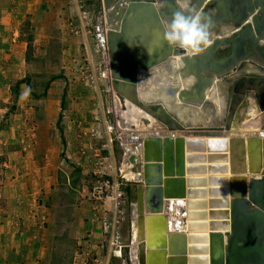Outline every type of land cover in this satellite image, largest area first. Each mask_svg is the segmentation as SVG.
<instances>
[{
  "label": "water",
  "instance_id": "1",
  "mask_svg": "<svg viewBox=\"0 0 264 264\" xmlns=\"http://www.w3.org/2000/svg\"><path fill=\"white\" fill-rule=\"evenodd\" d=\"M102 3L105 21L98 40L110 57L119 125L165 132H141L124 159L136 174L139 239L148 233L139 264H264V134L227 138L209 132L239 128L250 106L264 111V0H192V7L215 22L211 44L195 56L164 38L163 21L177 10V0H165L164 7H158L159 0ZM177 56L184 64L179 70L173 67ZM163 80L172 82L163 85ZM192 121L199 129L184 136ZM196 151L200 159L209 153L212 161H230L228 167L211 169L231 171L229 179L210 181L219 185L211 196L225 199H194L206 195L198 189L205 179L187 175L202 171L193 167ZM177 197L187 199V208L209 203L210 216L223 218L211 223L210 235H202L205 243L196 242L199 235L167 234L166 217L157 213L165 200ZM218 205L226 207L222 213L212 209Z\"/></svg>",
  "mask_w": 264,
  "mask_h": 264
},
{
  "label": "rangeland",
  "instance_id": "2",
  "mask_svg": "<svg viewBox=\"0 0 264 264\" xmlns=\"http://www.w3.org/2000/svg\"><path fill=\"white\" fill-rule=\"evenodd\" d=\"M25 1L0 0V51L3 52L0 54V107L7 112L6 118H19L25 123L24 130L41 131L48 126L49 138L54 139L56 147L50 149L45 145L40 153L37 151L36 165L46 171V188L50 190L47 194L49 199L41 198V205L44 206L42 215L44 220L55 219L51 262L80 264V258L84 259L86 254L91 256L98 250L106 249L101 241L96 242L95 231L101 230L96 211L90 200L81 196L84 184L93 182L90 176V173L93 176L92 170L83 172L81 166L85 165L86 169L93 165L94 155L86 152L87 148L92 151L90 130L94 125L102 127V111L96 91L85 82L83 75L89 66L87 50L86 53L85 48L82 50L83 43H86L89 53H95L97 44L92 37L95 27H89L92 35L87 37L77 33L81 25L74 0H34L35 7L31 13L24 18L21 16L18 24L9 23L8 18L15 16V10L26 11ZM90 7L92 17H97L95 22H99L105 15L102 0H94V5ZM11 45L14 48L21 45L14 49L21 54L14 56ZM30 46L32 49H29ZM51 108L54 113H51ZM62 112V120L58 123ZM85 115H90L87 120ZM73 118L80 120L81 125L86 120L85 126H79L76 134L80 147L78 153L84 162L68 159L66 155V139L71 129L68 123ZM245 118L246 115L241 121ZM2 127L0 124V130ZM67 174L71 176L70 184ZM135 190L136 186L129 195V216L124 225V236L129 245L134 228ZM82 231L83 234L80 233ZM129 251H126L127 257ZM114 264L121 262L114 261Z\"/></svg>",
  "mask_w": 264,
  "mask_h": 264
},
{
  "label": "crops",
  "instance_id": "3",
  "mask_svg": "<svg viewBox=\"0 0 264 264\" xmlns=\"http://www.w3.org/2000/svg\"><path fill=\"white\" fill-rule=\"evenodd\" d=\"M32 1V2H31ZM34 0H27L25 12L20 11L18 8L13 13L15 14L13 20L8 18L9 23H19L21 16L23 18L27 13H31L34 6ZM85 10L87 11L88 19H79L80 25H87L88 27L96 25L98 21L95 22V16L92 17V7L94 5V0H82ZM11 20V22H10ZM6 23V22H5ZM95 25H92V24ZM95 28L93 30L96 33ZM95 43L97 44L96 34L92 36ZM4 43V42H3ZM22 43V42H21ZM84 47L82 50L85 53L87 50L86 43L84 42ZM21 46V45H19ZM15 46V48L19 47ZM14 51V46L11 45ZM97 47V45H96ZM12 52L14 56L20 55L21 52ZM93 56L96 61L100 63L102 61V53L99 51H94ZM99 52V53H98ZM3 53L0 51V54ZM92 53V52H91ZM104 54V52H103ZM105 83V81H104ZM105 84L102 86V92H98L95 88L96 99L99 104V108L103 111V107L107 108L110 106V94L105 90ZM85 108V106H84ZM64 108H61V110ZM51 113H54V109H50ZM5 109L0 107V124L3 126L0 130V264H52L51 260L53 258V248L54 236L52 225L55 219L44 220L42 215L44 212V206L41 205V198H50L47 195L50 190L46 188L45 172L43 167L36 165L37 151L40 153L44 146L46 145L50 149H55L56 145L54 139L49 138L48 126L45 130L41 131H28L26 128L24 130V124L18 118H6ZM62 113L58 117V123L62 120ZM19 116V115H16ZM54 117V115H52ZM90 115H85L86 120ZM85 120V121H86ZM73 118L72 121L68 123L71 128L69 134L67 135L66 145L67 158H74L78 162H84L83 157L79 156V148L77 142V132H79V126H85L86 122ZM80 122V124H78ZM54 130V129H53ZM91 145L95 147L101 146L103 140H98L92 138ZM44 152V151H43ZM54 152V151H53ZM87 153H92L90 148H87ZM115 153L118 162H120L123 150L120 143H115ZM87 172L92 170L93 165L90 168H85V165H81ZM79 168V167H77ZM72 172V171H70ZM91 172V171H90ZM67 182L71 183V176L67 174ZM93 182L90 184H84L83 192L81 194L86 200L88 199V191L93 185L94 178L90 173ZM72 186V185H71ZM68 190V188H66ZM127 195L132 193L134 190L133 184H128L125 187ZM87 201V202H88ZM68 213V212H67ZM66 214V212H65ZM101 229V226H100ZM96 242L101 241L102 247L106 248L103 241L102 229H97L96 231ZM83 234V231L80 232ZM52 239V240H50ZM106 249L98 250L92 253L90 258L95 255L104 254ZM94 252V251H93ZM83 261V258H80ZM117 262L119 260H113Z\"/></svg>",
  "mask_w": 264,
  "mask_h": 264
},
{
  "label": "built area",
  "instance_id": "4",
  "mask_svg": "<svg viewBox=\"0 0 264 264\" xmlns=\"http://www.w3.org/2000/svg\"><path fill=\"white\" fill-rule=\"evenodd\" d=\"M74 1L79 10V19L81 18L83 21L87 20L88 13L84 8L82 0ZM104 20L105 15L99 19L95 28L98 42L96 51L102 53V61L98 63L93 53H89V49L87 48L88 56L86 60L89 66L83 75L85 82L99 93L102 92V86L106 83L105 90L110 94V106L107 108L103 107L102 111V127L94 125L90 130L93 138L103 140V142L99 147L91 146L94 155L92 174L95 182L88 193V199L96 211L95 213L102 229L106 251L104 254L95 255L92 258H90L89 254H86V257L80 264H113L114 259L119 260L121 264H133L135 253L133 246L136 243L133 238L134 228L131 245L127 244L124 236V225L129 216V197L125 187L128 184H133L136 180V174L132 171L131 165L129 166L124 163V159L129 157L131 150L134 148L133 146L137 145L136 137L141 132L135 133L134 130L123 129L118 122L115 91L110 75V57L105 46L98 40L100 24H103ZM78 27L77 33H82L86 37L88 34L92 35V31L89 30L87 25ZM117 142L120 143L123 150L120 162H118L115 153V143ZM126 172L130 174L127 175ZM177 201L167 199L164 203V213L171 229L174 230L187 223V199L186 203L179 204ZM127 249H130L128 257Z\"/></svg>",
  "mask_w": 264,
  "mask_h": 264
},
{
  "label": "bare ground",
  "instance_id": "5",
  "mask_svg": "<svg viewBox=\"0 0 264 264\" xmlns=\"http://www.w3.org/2000/svg\"><path fill=\"white\" fill-rule=\"evenodd\" d=\"M105 13V12H104ZM172 81L171 80H163L162 84L163 85H167L170 84ZM245 115L247 116V118H245L243 121H241V123L239 124V128H231L229 131L223 130V131H217V130H213V131H209L212 133L211 136H217V134H220L221 136H226L227 138L230 137H235V136H240V137H245V138H249L252 136H256L257 134H264V111L263 112H257L256 107L254 106H250V108L246 111ZM244 115V116H245ZM243 116V117H244ZM243 117H241L240 119H243ZM193 124L191 127H189L190 129H186L184 130L185 134L184 136H190L191 133L197 131V129H199V127L195 124V121H192ZM135 133L137 132H146V133H151L152 135L158 134V135H163L165 132L162 131H141V130H134ZM201 132V131H200ZM167 133V132H166ZM178 133H181L180 131ZM177 133V134H178ZM199 133V132H198ZM140 134V133H139ZM169 134H172V132H169ZM194 136L198 139L202 138L205 139V141L212 139L213 137H209L210 135L206 134V135H201V134H195V135H191ZM136 137V136H135ZM137 138V137H136ZM198 146V145H197ZM197 148V147H196ZM198 149V148H197ZM195 154L197 155L196 157L198 158L195 162H193V167H198L199 169H202L201 172L199 173H187L188 177L190 178H199L202 177L203 179H205L206 181V185L204 187H199L198 189H201L200 191H206V195L203 196V194H197L196 197L194 199L196 200H202V199H206L208 202L210 201V199L213 198H219V199H225L224 196H219V195H212L211 196V190L213 191V189H217L219 185H215L216 183H210L211 180L215 181L221 178H225L227 177L228 179L230 177H232L231 175V171L227 170V172L224 171H215V170H211L214 168H219L222 165H230V161H225V160H221V159H217V160H210V154L206 153V160L204 159H200L201 156V151H196ZM223 155V154H220ZM189 165V163H188ZM127 175H129L126 172ZM250 176V175H248ZM254 177H258L256 175H253ZM211 178H215V179H211ZM221 187V186H220ZM226 188H229V183H227L225 185ZM203 189V190H202ZM201 193V192H200ZM172 200H175L177 202H179V204L181 203H186V199H182V198H170ZM227 199H230V197H228ZM134 205V209H135V217H134V232H133V238L136 241V249H135V253H134V257H133V264H139V253L141 251V248H143L144 245H146L147 239L146 236L148 237V233L146 231L145 233V239L144 240H140L139 239V233H140V229L137 223V212H136V205ZM188 207V206H187ZM226 207H222V205H218V207L212 208L215 211H218L217 213H222L223 210H225ZM187 223L184 226H181L177 229H171V226L168 222V219L166 217V214L164 213V210L162 212L157 213V215H164L166 217L167 220V234L169 235L170 233H182L185 232L186 234L189 235H199L198 236V240H196V242L198 243H205L204 240L201 239L203 234L206 235H210V229H211V223L213 221H216V219H218V221H222L223 218H213L210 216L211 213V209L209 207V203L207 204L206 207H201V206H191L189 208H187ZM194 211H199L197 214ZM193 215H192V213ZM226 219V218H224ZM227 221H230V219L228 218ZM158 222V221H157ZM206 222V223H205ZM229 224V222H228ZM157 229H160V224L156 223L155 224V230L157 231ZM171 229V230H170ZM227 229H230V226H227ZM152 235L155 236V232L152 231ZM209 244V242H207ZM207 244V245H208ZM203 257V255H201ZM208 256V255H205ZM204 256V258H205Z\"/></svg>",
  "mask_w": 264,
  "mask_h": 264
},
{
  "label": "clouds",
  "instance_id": "6",
  "mask_svg": "<svg viewBox=\"0 0 264 264\" xmlns=\"http://www.w3.org/2000/svg\"><path fill=\"white\" fill-rule=\"evenodd\" d=\"M164 4L165 0H159L158 7H164ZM191 5L192 0H177V10L170 20L163 21L164 38L170 46L178 47L190 56H195L205 51L211 44L215 22ZM148 52L151 55V52ZM173 67L177 70L184 67L179 56L175 58Z\"/></svg>",
  "mask_w": 264,
  "mask_h": 264
},
{
  "label": "trees",
  "instance_id": "7",
  "mask_svg": "<svg viewBox=\"0 0 264 264\" xmlns=\"http://www.w3.org/2000/svg\"><path fill=\"white\" fill-rule=\"evenodd\" d=\"M29 49H32V47L30 46Z\"/></svg>",
  "mask_w": 264,
  "mask_h": 264
}]
</instances>
